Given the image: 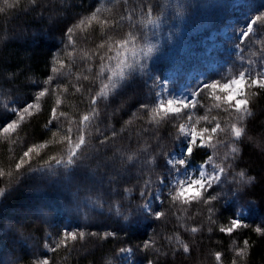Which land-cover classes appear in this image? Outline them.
I'll list each match as a JSON object with an SVG mask.
<instances>
[{
  "label": "snow or ice",
  "instance_id": "1",
  "mask_svg": "<svg viewBox=\"0 0 264 264\" xmlns=\"http://www.w3.org/2000/svg\"><path fill=\"white\" fill-rule=\"evenodd\" d=\"M201 8L232 39L193 64L158 37ZM0 14L30 17L0 33V141L20 148L0 153V264H196L205 234L231 241L213 264H255L264 0H2ZM21 189L35 195L14 207Z\"/></svg>",
  "mask_w": 264,
  "mask_h": 264
},
{
  "label": "rangeland",
  "instance_id": "2",
  "mask_svg": "<svg viewBox=\"0 0 264 264\" xmlns=\"http://www.w3.org/2000/svg\"><path fill=\"white\" fill-rule=\"evenodd\" d=\"M174 3H192L199 2L201 4L211 5L218 0H173ZM258 2V0H257ZM222 15L218 10L213 8H201L198 16L199 20L194 22V17L189 14L184 20L177 19L173 28L162 29L160 31L159 40L165 45L172 47L175 54L179 57L189 59L191 63L197 64L200 59H209L206 53L212 52L215 57L216 50L222 45L230 47L232 33L225 27V21L218 20L209 23V19ZM242 18V13L235 14ZM169 31L175 34L169 39ZM48 42H52L49 41ZM26 45H22L24 49ZM23 53V51H22ZM34 193L30 196L32 198Z\"/></svg>",
  "mask_w": 264,
  "mask_h": 264
},
{
  "label": "trees",
  "instance_id": "3",
  "mask_svg": "<svg viewBox=\"0 0 264 264\" xmlns=\"http://www.w3.org/2000/svg\"><path fill=\"white\" fill-rule=\"evenodd\" d=\"M0 3H2V0H0ZM11 23H9V18L5 17L3 14H0V33H3L5 30L11 28L12 26L22 23L26 19H30V17L25 16H16L11 17ZM50 41V40H49ZM53 42H48V39L44 37H38L37 38V44L35 45L38 48H48L51 47ZM58 43V42H57ZM21 43L13 42L10 44L8 48V53L13 56L17 57L18 54L22 56L24 53H22ZM34 67H38L40 72L46 71L44 64L42 62H38L34 65ZM127 118V117H125ZM41 121L43 120V117L40 118ZM35 123V122H34ZM42 122L40 123V127L42 128ZM34 129H30L29 132L33 131ZM27 135V133L22 134ZM16 148V151L19 152L20 148L15 145H6L4 141H0V153L7 155V149L9 148ZM257 151L249 150V156L256 162V169L259 170L260 167V157L257 154ZM3 184H0V187H2ZM32 195L31 191H28L26 189H21L12 199V203L14 207H20L24 205L27 201H29ZM35 195V194H34ZM191 225H195V221L189 222ZM96 230V229H93ZM143 231V230H142ZM150 231V230H148ZM141 238H144L143 235H141ZM184 238L188 239V235L184 234ZM219 241V243H217ZM231 246V241L224 235V234H215L211 237V240L207 238V234H205V238L203 239V243L200 249V252L197 254H194L193 261L196 262V264H213L212 257L209 254L210 250L212 249H228ZM27 251V248H26ZM23 255V253H22ZM30 255V253H29ZM100 254L96 253L95 259H99ZM89 259H92V257H89ZM253 260L255 264H264V248H257L255 252L253 253ZM66 264H75V261L70 257L69 260L66 262ZM83 264V261L81 262ZM189 264H193L192 261L189 262Z\"/></svg>",
  "mask_w": 264,
  "mask_h": 264
}]
</instances>
